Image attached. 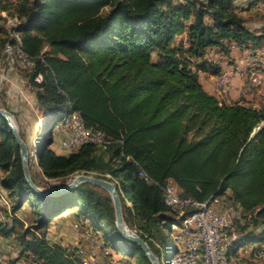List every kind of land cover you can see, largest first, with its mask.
<instances>
[{
    "label": "trees",
    "instance_id": "trees-1",
    "mask_svg": "<svg viewBox=\"0 0 264 264\" xmlns=\"http://www.w3.org/2000/svg\"><path fill=\"white\" fill-rule=\"evenodd\" d=\"M233 1L31 0L20 9L26 19L16 31L34 62L27 85L39 110L49 117L38 145L43 180L63 181L79 173L107 180L110 174L118 181L125 224L136 227L156 256L163 225L174 221L163 203L168 179L178 184L182 196L198 201L229 191L233 203L252 214V225L264 223V103H220L202 87L198 75L220 70L205 58L206 48L264 39L245 26ZM183 33L187 47L176 46V37ZM45 41L64 57L44 51ZM153 52L158 56L155 62ZM186 54L197 60L194 68ZM70 110L78 111L87 126L102 130L112 143L105 148L87 143L57 154L51 148L53 127ZM0 169V187L16 197L9 222L0 221V235H15L20 247L8 264L23 256L36 264H73L68 255L75 246L50 244L42 231L70 207L93 228H107V244L133 258L134 264H151L140 246L119 234L111 198L101 187L82 183L58 196L35 193L2 116ZM139 170L154 183L140 178ZM31 178L37 186L48 185ZM127 193L130 205L124 198ZM24 204L33 216L28 227L34 232L22 228L24 221L15 215ZM248 227L249 223L242 230ZM110 234L119 245L112 243ZM263 239L248 230L232 252Z\"/></svg>",
    "mask_w": 264,
    "mask_h": 264
},
{
    "label": "built area",
    "instance_id": "built-area-1",
    "mask_svg": "<svg viewBox=\"0 0 264 264\" xmlns=\"http://www.w3.org/2000/svg\"><path fill=\"white\" fill-rule=\"evenodd\" d=\"M253 7L262 10L264 6ZM9 23L10 40L4 44L0 57V90L11 80L7 76L9 69L29 73L34 66L32 58L22 49L20 33L16 31L19 22L13 19ZM249 47L236 43L230 46L231 49L242 51V54L233 59L231 64L220 68L215 75L222 95V98H217L220 103L233 102L229 100L228 92L235 78L264 96V51ZM213 63L218 66L217 62ZM41 78L38 75L35 81L39 82ZM245 88H242L240 98L248 94ZM24 90V87L18 89L16 95L25 96ZM54 132L60 136V146L72 151L87 143L103 148L112 143L102 130L87 126L75 110L68 111L58 119ZM106 176L110 178L108 181L118 184L110 174ZM138 176L148 184L154 183L143 170L138 171ZM162 190L163 203L174 218L168 225L175 241L169 264H264V239L240 245L232 252L233 244L249 229L242 230V227L252 220V214L244 212L239 204L228 202L224 194L204 201L182 196L180 187L172 179L166 181ZM0 199L5 200L1 194ZM126 204L130 205V202L126 200ZM72 226L78 232L75 250L68 255L73 264H134L126 255L117 257L104 237L99 236L97 230L85 220H73Z\"/></svg>",
    "mask_w": 264,
    "mask_h": 264
},
{
    "label": "rangeland",
    "instance_id": "rangeland-1",
    "mask_svg": "<svg viewBox=\"0 0 264 264\" xmlns=\"http://www.w3.org/2000/svg\"><path fill=\"white\" fill-rule=\"evenodd\" d=\"M234 1H233V4H234ZM30 2H31V0H0V41L3 39H8L10 37L9 28L11 26L10 25L11 23H9V22H12L13 19H16L19 23L20 22L22 23L25 21L26 18L24 16V13L20 9L22 6L28 5ZM243 2H247V3L252 2V4H255L258 6H264V0H257L255 2L253 0H251V1L250 0H243ZM242 4H245V3H242ZM250 5L242 6V7H240L241 8L240 11L239 10L238 11L241 12V11L246 10L245 18H243L244 21L246 22V24L244 23L245 26L247 25L246 27L250 31H252L255 35L264 36V7L262 8V10H257V9H255V7H253V5H251V7H250ZM234 6H236V5L234 4ZM107 9H108V7L104 8L102 11V14H105ZM19 10L21 12H19ZM205 20H206V22L210 23L209 18L206 17ZM39 36H41V34ZM174 44L176 46H180L182 44V45H184V47H187L185 33L177 36ZM236 44L238 45V43H236ZM241 46H250L249 48L259 49V50L264 51V39L259 40L258 42L249 41L248 43H245ZM224 48H226V49H224ZM2 49H3V45L2 46L0 45V57H1ZM208 49L209 48L205 49V58H207L208 60L213 62V58L211 56L218 59V55H223L222 59L227 62L225 65L231 64L233 62V59H235L237 56L242 54L241 53L242 51L237 50V49H231L229 45L227 47L221 46L220 48L216 49V51L211 56H209V54L207 53ZM43 50L47 51L48 54H50V55L55 54L61 58L64 57L60 52L58 53V52L54 51L47 41L43 42ZM235 51H237V52H235ZM186 57H189V55L186 54ZM157 58H158L157 53L153 52L151 55L152 61L155 62L157 60ZM189 58L191 59V66L194 68L197 60L195 58H191V57H189ZM1 67H4V66L1 65ZM5 70H6V68H5ZM15 72H17L20 76L25 78L27 81L28 72L21 71V70H19V72H18V70L17 71L15 70ZM198 75H199V78H201L202 80H203V78L204 79L206 78L205 75H201V74H198ZM235 79H239V78H235ZM243 84H244V82H243ZM242 88H245L244 90L247 91V93H249V94L251 93L252 96L250 97V99L245 101L244 98H245V96L248 95V94H246L245 96H242L240 99H238V101H242L243 103H247L248 105H252V106H256V107L261 106L264 103V96L263 95L258 94L253 89H250L247 85L243 86ZM29 90L33 94V91L30 88H29ZM219 91H220V89L216 84V80H214V96L218 99L222 98V95L219 93ZM230 92H231V90L228 92L229 93L228 98L230 101H233L234 99L231 98ZM19 96H21V95H19ZM4 97L5 98L8 97V93L6 92V90L3 87L2 90H0V104H4V103H2V100H4ZM32 97L33 98L35 97L34 94L32 95ZM1 98H2V100H1ZM1 107L7 109L14 116L15 124L18 128V131L22 132V134L24 136V141L26 142L27 147L33 149L31 152L29 151L30 158H29L28 166H29L30 174L37 181H39L41 183V185H44L41 182L43 180V177L41 174L42 171H41L39 164H38V157H39V148H38L39 146L38 145L41 142L43 132L45 131V129L48 126L49 117L45 116L39 110V108L37 107L36 104L33 105V108H30L31 116L34 117L32 119V121H30L26 118H23L22 116H19L20 113H18L16 111H12L10 108H6L5 104H4V106H1ZM16 114L18 116H16ZM54 128H55V125L53 127V136L55 137L56 134L54 132ZM64 150H67V149H64ZM107 156L108 155H105L106 158H107ZM114 162H115V160L113 161V163ZM3 173H4L3 170L0 169V177L3 175ZM73 176H75V175H72L63 181H61V180L60 181L59 180H50V179L47 181L46 180L45 181L43 180V181L48 183V185H46L47 187L56 186V185H63V184L68 183L71 180V177H73ZM0 193L5 199V201L3 199H0V221L9 222L8 217H11L13 215L11 208H12V203L15 201L16 197L15 196L9 197L8 193L1 188H0ZM224 196H226V200L228 202L233 203V200L228 197V196H230L229 191H226L224 193ZM124 198L126 200L128 198L130 199V194L127 193L124 196ZM65 211H68V212L70 211L72 213L77 214L76 208L70 207V208L65 209ZM15 215L24 221V226L22 228L34 232V230L32 228L28 227L29 223L33 220V216L30 213V209H29L28 205L24 204L21 207V209L16 212ZM82 220H85V219H82ZM72 222H73V220H71L70 217L58 218L56 220H52L48 224V226L45 229H43L42 231L45 232L46 239L48 240V242L50 244H60V245L63 244L64 247H72L73 241H74L73 237H74V235L78 234V232L73 228ZM85 222L87 224L91 225L90 221L88 219H86ZM252 223L253 222L249 223L250 225L248 227L249 228L248 230L253 231L258 236H264V223H259L257 225H252ZM135 228H136L135 226L128 227V229L133 230V231L136 230ZM96 230H97V233L99 234V236H103V237H104V234H107L109 232V230L105 227L97 228ZM110 237L112 239V243L119 245V241L115 237H113L111 234H110ZM156 244H158V248H159V256H157V257L159 258L160 264H169V258L172 255V252L174 251V248H175V241L173 240V238L171 236V231H170L168 225H166V224L163 225L160 242L158 241ZM110 247H111V250L113 251V253L117 257H123L124 254L121 251L115 250L114 247H112L111 245H110ZM19 251H20V247L17 243L15 235H9V236H1L0 235V264H8L11 259H13L19 255ZM130 261L134 262V259L131 258ZM22 263L23 264H36V263H32L30 261L25 260L24 256L16 264H22Z\"/></svg>",
    "mask_w": 264,
    "mask_h": 264
},
{
    "label": "water",
    "instance_id": "water-1",
    "mask_svg": "<svg viewBox=\"0 0 264 264\" xmlns=\"http://www.w3.org/2000/svg\"><path fill=\"white\" fill-rule=\"evenodd\" d=\"M0 116L4 117L7 120L8 125L12 130V134L15 138V141L19 146V153H20L21 164L25 179L35 193L40 195L58 196L62 193H65L69 190L76 188L78 185L82 183H89L101 187L108 193V195L111 198L114 209V215H115V224L119 234L125 240L133 242L138 246H140L151 264H160L159 258L154 254V252L147 244V242L142 237H140L136 232L128 229V226L125 224L122 214L121 199L117 186L115 184L101 177H96L91 174L79 173L71 177V180L63 185H56L50 187L37 186L31 178V174L28 166L30 153L26 142L20 137L18 128L14 121V116L7 109L2 107H0Z\"/></svg>",
    "mask_w": 264,
    "mask_h": 264
},
{
    "label": "crops",
    "instance_id": "crops-1",
    "mask_svg": "<svg viewBox=\"0 0 264 264\" xmlns=\"http://www.w3.org/2000/svg\"><path fill=\"white\" fill-rule=\"evenodd\" d=\"M242 3H245V4H242ZM234 4L236 5V7H237V9L239 11L241 9L240 7H242V6H246V5H250V4L251 5H255V4H252V2H250V3L243 2V0H235L234 1ZM251 5H250V7H251ZM239 13H240V15L243 18H245L246 10L241 11ZM245 24H246V22H245ZM234 43L235 42H228V41H226V42H224V45L227 47L228 45L231 46ZM208 48L209 49H208L207 53L209 54V56H211L216 51V49H218L220 47L212 46V47H208ZM235 52H237V51H235ZM222 56L223 55H218V59H216L215 57L211 56L213 58V62H217L218 63L219 68H222L227 63L226 61H224L222 59ZM198 74H201V75H205L206 76V78L205 79L203 78V80L201 78H199V81H200L202 87L207 92H209V93H211V94L214 95V80H215V75H210V74L205 73V72H199ZM7 76L11 79L4 86V89L8 93V97H6V98L4 97V100H2V103L5 104V107L6 108H10L12 111H16V112L20 113L19 116H22L23 118H26V119L32 121V119L34 117L31 116L30 108H33V105L35 104V99L32 97V95L34 93L32 94V92L29 90V86L27 85L26 79L23 78L22 76H20L17 72H15V70L9 69L7 71ZM243 86H244V84H243L242 80L235 79L233 81V87H232L231 92H230L231 98L234 99L233 101H235L238 98H240V93H241V90H242V87ZM22 87H24V89H25L23 91L25 93V96H23V97L17 96L16 95V91L18 89L22 88ZM251 96H252V94L251 93L250 94L248 93V95L245 96V98H244L245 101L248 100V99H250ZM245 104H247V103H245ZM16 116H18V115L16 114ZM51 148L57 154H63V155H65V154H68L69 153V150H64V148H62L60 146V136H58V135H56L54 137V141L51 144ZM42 177H43V175H42ZM43 179H44V177H43ZM63 217H70L71 220H82L81 217H79V218L76 217V214L75 213H72L70 211L69 212L68 211H64L61 215H58L53 220H56L58 218H63ZM73 239H74L73 246H75L76 243L78 242V234L74 235ZM61 245H63V244H61Z\"/></svg>",
    "mask_w": 264,
    "mask_h": 264
},
{
    "label": "bare ground",
    "instance_id": "bare-ground-1",
    "mask_svg": "<svg viewBox=\"0 0 264 264\" xmlns=\"http://www.w3.org/2000/svg\"><path fill=\"white\" fill-rule=\"evenodd\" d=\"M135 164V163H134ZM138 168V167H137ZM165 185V184H164Z\"/></svg>",
    "mask_w": 264,
    "mask_h": 264
}]
</instances>
